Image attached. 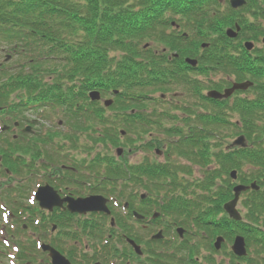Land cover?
<instances>
[{
    "label": "trees",
    "instance_id": "1",
    "mask_svg": "<svg viewBox=\"0 0 264 264\" xmlns=\"http://www.w3.org/2000/svg\"><path fill=\"white\" fill-rule=\"evenodd\" d=\"M172 21L181 29L170 30ZM236 24L241 26L239 36L229 38L226 30ZM263 36L264 0H247L238 10L232 9L229 0H0V44L25 53L24 62L30 66L19 74L9 69L0 71V81H5L0 85L4 89L0 98L11 95L10 91L26 90L35 93L36 99L55 105L81 103L73 115L77 129L97 134L90 138L105 150L96 158L108 164L111 177L126 179L122 184L116 180L113 195L116 192L126 199V192L133 195L137 190L138 195L142 190L152 196L165 192L164 183L176 186L182 172L175 170L181 166L178 157L192 163H213L215 169L208 179L196 183L204 190L205 186L213 187L229 169L245 164L264 168V51L256 47L249 52L244 46V41L259 43ZM149 42L152 44L146 48ZM206 43L209 46L203 48ZM188 57L197 58L198 66L189 65ZM219 74L224 76L209 86V78ZM245 80L253 81V86L229 99L212 100L205 94V90ZM92 90L113 96L114 104L109 109L87 106ZM168 95L169 99L162 97ZM85 108L92 113L89 115ZM226 129L235 136L244 134L253 146L215 152L213 139H219ZM122 130L129 144L133 139L130 134L138 135L141 144L148 133L163 135L166 142L143 145L157 144L161 148L168 143L178 156L164 165L156 161L134 165L115 161L106 149L129 145L124 144ZM164 178L169 182L161 183ZM209 191L215 194L211 188ZM216 195L212 204L219 211L222 201L232 195V184ZM162 197L164 200L166 193ZM126 200L131 211L134 201L130 196ZM57 211L44 213L43 223L53 221L71 239L83 236L95 246L110 231L95 214L79 221V229L73 230L69 227L73 216ZM127 216L119 212L117 225L126 223L127 236L141 241L133 234L139 228L131 226L132 217L129 214L126 220ZM207 220L208 215L204 218ZM76 249L74 245L66 250L72 261ZM30 250L35 251H23L21 258L31 257ZM155 252L149 253L157 264H172L160 259L161 252ZM93 259H98L97 252Z\"/></svg>",
    "mask_w": 264,
    "mask_h": 264
},
{
    "label": "rangeland",
    "instance_id": "2",
    "mask_svg": "<svg viewBox=\"0 0 264 264\" xmlns=\"http://www.w3.org/2000/svg\"><path fill=\"white\" fill-rule=\"evenodd\" d=\"M258 47H261V44H258ZM9 53V52H8ZM5 55H6V53H4V52H2V53H0V61H2V60H5ZM10 61H8V63H9ZM224 76V75H223ZM225 77H227V76H225ZM216 78V77H215ZM230 79H234V78H230ZM52 111H47L46 112V114L47 115H49L50 113H51ZM35 112H28L27 113V115H28V117H32V119H34V117L35 118H37V116H34L33 114H34ZM48 118L49 119H51L50 121H48V125H50V126H52L54 129H60L62 132L63 131H66L67 130V127L65 126V124H64V121H63V119L55 112V114H50L49 116H48ZM236 119V117H233V120H235ZM60 121H62V124H60L59 122ZM58 123H59V125H61V126H59L58 125ZM89 134L88 133H86L84 136H82L81 137V140H80V143H86V142H89L90 141V137L88 136ZM218 137H220L219 139L217 138V137H215L214 139H213V145H214V147H213V149H214V151L215 152H218V151H220L221 149H225V147H227V145H229L231 142H233L234 141V139H236V137H238V136H235L234 134L232 135L231 134V132H230V130H228V129H226V130H223V132H222V134L221 135H219ZM61 140V139H60ZM64 140V139H63ZM62 141V140H61ZM124 141V140H123ZM73 144V143H72ZM72 144H71V142L70 143H68V141L67 140H65V145L63 146L64 148H65V151L64 152H62V155H64V157H76V156H78L80 153L78 152V151H75L73 148H75V147H72ZM48 147H46V152H45V150H44V148H38V149H36L35 150V152H37V153H41L44 157H46L45 158V160L43 161V160H41L40 162L42 163L43 162V165H44V168H42V170H41V172L42 173H44V171L46 170L45 168H48L47 167V165H46V160H47V157H48V155L49 154H51V157H49L48 158V162H50V163H53L54 165H55V168H58V169H60V165L62 164V162H64V161H66L65 160V158H63V156L62 155H60L55 149H54V147L52 148V149H48ZM101 149H102V147H101ZM63 150V149H62ZM137 157L138 156H132V160L133 161H138L137 160ZM35 159H37V158H35ZM158 159L160 160V161H163L164 160V157H162V155L161 156H158ZM37 161H39L38 159L37 160H32L31 162H32V166H35V162H37ZM46 165V166H45ZM187 165H189V164H187ZM20 168H18L14 173H13V176L11 177V181H10V179L9 178H6V177H2V176H0V182H4V183H6V184H8V183H11V185L13 186L15 183H13V182H17V181H19V179H21V178H19V175H20ZM54 171H52V173H53ZM195 172H197V177L198 176H202L203 175V170H197V169H195V171H194V174H195ZM12 174V173H11ZM24 179V178H23ZM26 180H25V182H27L26 184H30L31 185V181H29V179H27V178H25ZM37 183H40V180L37 182ZM218 183L220 184V185H225V182H224V180H223V178H219V181H218ZM34 184V186L32 185V188H34L35 187V182L33 183ZM54 185V184H53ZM55 186V185H54ZM56 187V186H55ZM69 188H70V190H76L77 188H78V186H76V185H74V184H72V185H70L69 186ZM83 192V191H82ZM5 198V197H4ZM138 202H139V200H137ZM4 202L3 201H0V205H2ZM7 205V204H6ZM109 205H110V203H109ZM137 206H139L138 204H136ZM7 207H8V209H10L11 210V208L12 207H10L9 205H7ZM1 229H3L2 228V225L0 224V230ZM7 229H9V227H7ZM10 229H12V230H16V229H14L13 228V226H12V228H10ZM27 230H29V228H27ZM125 230V228L123 229V231ZM57 231L58 230H56L55 231V234L57 233ZM139 233H140V231H139ZM138 233V234H139ZM225 233V231L224 230H216L214 233H213V236L214 237H216L217 235H220V234H224ZM239 233V231L238 230H236L235 232H233V234H232V238H231V242L233 241V239H234V237L236 236V234H238ZM137 234V235H138ZM143 234V233H142ZM0 236H1V240H2V243L4 244V245H6V243L3 241V240H5V239H8L9 241H10V243H11V245H10V247H6V253H4V254H2L1 255V258H0V263H2V264H10L9 263V260H10V258L8 257V255H9V253H14V250H13V244H18V243H16V242H13V240H12V238H11V235H7V233L5 234V233H0ZM143 236H144V234H143ZM19 245V244H18ZM67 245H68V242H67V244H65V247H67ZM208 247V246H207ZM207 247H200V249H198V253H201V254H203L204 253V255L203 256H201L200 258H201V260L204 258V257H208L211 253H210V251L207 249ZM226 250H229V251H231V244L229 245V247L228 248H226ZM4 255H6V257L4 256ZM214 256H216V255H214ZM216 260L218 261V263L219 264H231V262H230V260L227 258V256L225 255V253H221V254H219V255H217L216 257ZM204 261L206 262V260L204 259ZM16 262H17V264H21V262H20V260H19V255H18V258H17V260H16ZM49 264V263H48Z\"/></svg>",
    "mask_w": 264,
    "mask_h": 264
},
{
    "label": "water",
    "instance_id": "3",
    "mask_svg": "<svg viewBox=\"0 0 264 264\" xmlns=\"http://www.w3.org/2000/svg\"><path fill=\"white\" fill-rule=\"evenodd\" d=\"M233 8L237 9L239 7H242L246 4V0H231L230 1ZM240 30V27L237 25V30L228 29L227 33L230 37H236L238 34V31ZM264 42V38H263ZM254 44L252 42H246V47L251 50L253 48ZM192 64H195L196 61H190ZM249 82L245 83H238L235 84L232 88L226 89L225 93L222 94L220 92L212 91L210 93V96H213L215 98H223L230 96L236 89H246L249 86ZM92 99H98L99 93L98 92H92L91 93ZM109 102H107V105ZM245 137L240 136L237 138V140L234 142V145H245ZM233 176L236 177V173L233 172ZM255 186V185H253ZM248 187L244 186H237L235 188L236 196L235 199L231 202L227 203L225 205V209L232 215L234 218H239V215L236 211V204L240 195L241 191H245ZM38 200L41 202V205L43 207L52 209L54 206H62L63 200L60 199L57 192L51 188L50 186H46L43 188H40L38 195ZM66 201H69L68 208L72 212H80V213H86L88 211H107L106 206V200L100 196H92L85 199H74V198H67ZM217 246H219V241L217 243ZM235 251L239 254H245V247H244V240L243 238H238L236 241V246L234 247ZM54 262L55 264H68L67 261H65L60 254L57 252L54 253Z\"/></svg>",
    "mask_w": 264,
    "mask_h": 264
},
{
    "label": "flooded vegetation",
    "instance_id": "4",
    "mask_svg": "<svg viewBox=\"0 0 264 264\" xmlns=\"http://www.w3.org/2000/svg\"><path fill=\"white\" fill-rule=\"evenodd\" d=\"M100 103V102H99ZM149 112H150V109H149ZM150 139H153L152 136H150L148 138L149 142H153L155 143V141L157 140L159 143L160 141L159 140H163L164 142L167 141L166 138H156V140H152L150 141ZM157 144H154V146H147L143 152V155H142V161L145 162L146 160L147 161H150L149 159H154V158H158V156H161L164 157V160L163 161H166V157L168 158H172L175 156V154L173 152H175V150L171 151L169 149V144L168 143H164L163 146L161 148H157ZM188 175H186L187 177ZM256 180L258 181V178H256ZM67 195H74V192H71V191H66V192H63V196H67ZM205 210H200L199 213H202L204 212ZM254 213H257L259 214L260 216H263L264 215V208H262L260 210V212L258 211H255ZM53 214V213H51ZM156 224L154 223L153 220H148V218H146L144 221H143V224H142V228L145 230V231H153V225ZM150 239L149 237H147L146 240ZM192 259V258H191ZM191 264V263H190Z\"/></svg>",
    "mask_w": 264,
    "mask_h": 264
}]
</instances>
